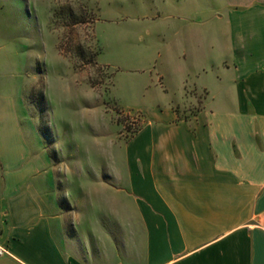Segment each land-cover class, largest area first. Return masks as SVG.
<instances>
[{
    "label": "crops",
    "instance_id": "obj_1",
    "mask_svg": "<svg viewBox=\"0 0 264 264\" xmlns=\"http://www.w3.org/2000/svg\"><path fill=\"white\" fill-rule=\"evenodd\" d=\"M176 1L161 40L190 59L164 79L178 92L195 74L208 101L190 119L142 106L115 159L131 200L84 220L110 225L91 228L95 242L66 233L41 138L0 91V264H264V0Z\"/></svg>",
    "mask_w": 264,
    "mask_h": 264
},
{
    "label": "rangeland",
    "instance_id": "obj_2",
    "mask_svg": "<svg viewBox=\"0 0 264 264\" xmlns=\"http://www.w3.org/2000/svg\"><path fill=\"white\" fill-rule=\"evenodd\" d=\"M178 6L176 0H0V91L10 95L26 134L40 136L44 187L54 188L65 231L80 244L95 242L92 227L110 226L84 220L113 217L116 199L131 200L127 188L122 195L115 188V161L144 122L142 106L170 104L178 118L190 119L208 101L195 74H182L178 92L164 79L171 68L180 76L190 59L161 40L165 24L179 20L165 12Z\"/></svg>",
    "mask_w": 264,
    "mask_h": 264
},
{
    "label": "built area",
    "instance_id": "obj_3",
    "mask_svg": "<svg viewBox=\"0 0 264 264\" xmlns=\"http://www.w3.org/2000/svg\"><path fill=\"white\" fill-rule=\"evenodd\" d=\"M2 251V249L0 248V252Z\"/></svg>",
    "mask_w": 264,
    "mask_h": 264
}]
</instances>
